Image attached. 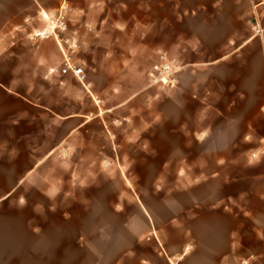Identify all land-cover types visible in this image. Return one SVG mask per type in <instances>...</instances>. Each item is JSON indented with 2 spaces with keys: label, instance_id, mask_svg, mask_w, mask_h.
Here are the masks:
<instances>
[{
  "label": "crops",
  "instance_id": "crops-1",
  "mask_svg": "<svg viewBox=\"0 0 264 264\" xmlns=\"http://www.w3.org/2000/svg\"><path fill=\"white\" fill-rule=\"evenodd\" d=\"M63 1L0 0V181L1 171L17 172L0 201L23 185L60 202L79 171L115 164L106 114L144 92L157 101V118L165 116L167 99L181 126H192L194 139L206 144L187 152L195 156L190 168L203 178L189 179L188 189L175 195L171 244L157 246L163 264H264V35L244 39V0H187L182 11L180 0H68L81 43L73 60L84 68L83 79L61 73V45L40 34L42 13L49 17ZM252 3L264 10V0ZM164 50H179L180 60L168 55L184 65L172 89L149 85L148 71ZM141 51L155 55L147 83L111 101L122 89L116 82L128 88ZM219 139L223 144L212 145ZM16 201L28 202V195L17 194ZM20 215L0 208V264H21L13 252L33 245L36 230L21 226L30 217Z\"/></svg>",
  "mask_w": 264,
  "mask_h": 264
},
{
  "label": "rangeland",
  "instance_id": "rangeland-1",
  "mask_svg": "<svg viewBox=\"0 0 264 264\" xmlns=\"http://www.w3.org/2000/svg\"><path fill=\"white\" fill-rule=\"evenodd\" d=\"M180 1L184 2L182 11L187 7V0ZM65 3L68 6L65 17L67 29H56V32L60 36L72 35L78 39L79 32L70 25L68 0L58 7ZM243 5L244 39L254 36L253 41L258 42L264 35V10L254 8L252 0H244ZM58 12L51 14L49 19L47 14L42 13L45 29L52 26L51 20L57 17ZM116 14L123 17L121 12ZM258 29L262 33H258ZM50 37L55 38L53 34ZM168 54L181 58L179 50L176 53L169 51ZM154 60L152 51L138 52L132 62V73L125 81L128 82V88H124L122 80L116 82V86L122 89L115 97H111V101H120L129 92L136 94L147 83L145 73ZM73 61L76 63L75 59ZM99 99L103 108L108 109V103L101 97ZM166 100L163 101L164 117L157 118V101L144 92L136 94L124 107L107 113V117L110 115L112 144L117 150L115 164L91 172L79 171L78 183L66 185L62 201L53 203L36 188L28 186L24 189L23 185L0 201L1 209L20 211L23 214L20 216L30 217L29 221L20 219V225L26 224L36 230L30 250L19 245V249L13 252L14 258H19L21 264H26L25 260L29 264L164 263L157 255V246L159 241L171 244L175 195L178 198L180 191L188 189L189 179L203 178V172L190 168L189 163L194 161L195 156L187 152H198L206 145L194 139L189 130L192 126H181L177 121V110ZM237 127L234 126L231 131L235 132ZM161 131L165 137L160 140L157 134ZM230 141L235 145L237 140ZM221 144L223 141L219 139L212 145ZM237 145L243 144L238 142ZM248 145L255 146L252 143ZM157 149L165 152L176 149L184 154L161 155ZM1 172L9 179L5 177L0 181V193L9 190L17 177V172H10V175L9 172ZM22 173L18 172V175ZM54 174L47 173L48 176ZM39 182L42 187L45 186L42 179ZM20 193L27 194L29 201L18 203L16 196ZM58 247H62V250Z\"/></svg>",
  "mask_w": 264,
  "mask_h": 264
},
{
  "label": "built area",
  "instance_id": "built-area-1",
  "mask_svg": "<svg viewBox=\"0 0 264 264\" xmlns=\"http://www.w3.org/2000/svg\"><path fill=\"white\" fill-rule=\"evenodd\" d=\"M67 4H62L59 8L58 15L55 19L51 20L52 26L44 29L40 34L51 35L53 34L58 43L62 47L64 56V63L60 71L63 74L72 72L74 76L83 79L85 76L84 68L73 61V55L79 48V42L75 36H60L56 29L65 31L67 29L66 24V10ZM49 19V17L47 16ZM258 33H262L261 29L257 30ZM184 68V65L175 58H171L167 53L161 52L158 60L152 65L148 71V79L150 86H158L165 89H172L179 84V73ZM55 71V69H52ZM101 100L98 99V102ZM116 122H120L116 120Z\"/></svg>",
  "mask_w": 264,
  "mask_h": 264
}]
</instances>
